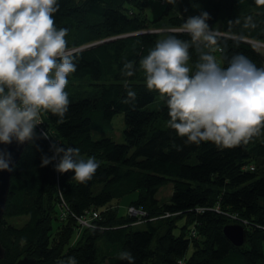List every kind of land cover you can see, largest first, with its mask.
I'll return each instance as SVG.
<instances>
[{
	"label": "trees",
	"instance_id": "1",
	"mask_svg": "<svg viewBox=\"0 0 264 264\" xmlns=\"http://www.w3.org/2000/svg\"><path fill=\"white\" fill-rule=\"evenodd\" d=\"M148 2L58 0L54 25L68 29L65 39L75 53L76 71L65 88L70 106L63 124L41 112L35 132L40 137L45 130L49 138L28 143L13 167L0 221V264L21 258L60 264L68 257L77 264H128L120 259L123 250L135 264H264V135L232 148L185 144L168 128L165 98L146 88L143 72L121 75L126 61L139 68V60L163 38L160 29L178 27L201 12L221 34L218 59L239 53L264 67L255 45H264V2L167 0L154 18ZM248 17L254 28L244 26ZM196 59L192 52L190 67ZM125 80L136 92L131 104L121 103ZM118 113L123 143L94 140L92 129H111ZM53 142L78 147L82 158L95 157L99 168L93 177L71 180L72 172L54 171L55 161L41 167V157L53 154ZM169 183L171 194L156 198ZM128 195L134 197L121 216L117 206ZM128 208L141 213L131 215ZM236 221L246 222L240 247L222 232Z\"/></svg>",
	"mask_w": 264,
	"mask_h": 264
},
{
	"label": "clouds",
	"instance_id": "2",
	"mask_svg": "<svg viewBox=\"0 0 264 264\" xmlns=\"http://www.w3.org/2000/svg\"><path fill=\"white\" fill-rule=\"evenodd\" d=\"M174 3L175 0H170ZM58 0H0V144L9 145L48 139L42 130L41 112L47 111L63 124L70 106L65 91L68 76L76 71L75 53L68 48L67 28L54 25ZM201 12L187 17L178 27L163 28L154 46L138 64L126 61L121 75L144 74L145 86L165 98L169 119L167 126L185 144L211 142L221 148L248 143L264 135V67H257L248 57L214 54L221 35ZM239 23V21H235ZM233 23V21H229ZM245 27H255L248 17ZM186 34L188 40L178 38ZM221 52L222 49H219ZM192 52L197 59L191 67ZM226 64V66H223ZM123 104L136 100V92L124 81ZM50 157H41V167L55 161L54 171L72 172L71 180H90L99 163L95 157L82 158L78 147L51 143ZM11 153L0 150V171H12ZM120 259L135 264L128 250ZM60 264H77L68 257Z\"/></svg>",
	"mask_w": 264,
	"mask_h": 264
},
{
	"label": "water",
	"instance_id": "3",
	"mask_svg": "<svg viewBox=\"0 0 264 264\" xmlns=\"http://www.w3.org/2000/svg\"><path fill=\"white\" fill-rule=\"evenodd\" d=\"M254 43V42H252ZM28 143L16 144L13 142L9 145L0 144V150H5L11 153L12 162L10 167H14L20 158V155L24 147ZM12 171H0V221L4 213L5 204L7 200L10 178ZM224 237L235 247L242 246L246 241V229L238 223H227L222 229ZM4 257V248L0 243V259ZM14 264H37L35 259L21 258L17 260Z\"/></svg>",
	"mask_w": 264,
	"mask_h": 264
},
{
	"label": "rangeland",
	"instance_id": "4",
	"mask_svg": "<svg viewBox=\"0 0 264 264\" xmlns=\"http://www.w3.org/2000/svg\"><path fill=\"white\" fill-rule=\"evenodd\" d=\"M165 1L167 0H149L148 2V7H147V13L150 15L151 18L157 17V15L161 12L163 9V6L165 4ZM256 49L264 55V45L259 44L256 45ZM112 128L111 129H102V130H97V129H92L91 131V136L94 140L102 137H111L114 139L116 142L123 143V128H124V121H123V114L118 113L114 116L112 119ZM171 194V183L167 184L166 186L162 187L158 193L156 194V198H166L167 195ZM159 196V197H158ZM134 195H128L123 197L117 206L118 209V214L121 216H126L127 215V204L130 201L131 198H133ZM163 200V199H162ZM130 211V208H128ZM237 222V221H236ZM233 223V222H232ZM84 224V223H82ZM191 252V249H189L188 254Z\"/></svg>",
	"mask_w": 264,
	"mask_h": 264
},
{
	"label": "built area",
	"instance_id": "5",
	"mask_svg": "<svg viewBox=\"0 0 264 264\" xmlns=\"http://www.w3.org/2000/svg\"><path fill=\"white\" fill-rule=\"evenodd\" d=\"M249 169H253V166H250ZM129 212L131 213V215H135V214L141 213L140 211H137L134 208H130ZM94 216H96V214H94ZM232 219H234V218H232ZM81 222L85 224L86 221L85 220H81Z\"/></svg>",
	"mask_w": 264,
	"mask_h": 264
},
{
	"label": "bare ground",
	"instance_id": "6",
	"mask_svg": "<svg viewBox=\"0 0 264 264\" xmlns=\"http://www.w3.org/2000/svg\"><path fill=\"white\" fill-rule=\"evenodd\" d=\"M255 45H259V44H258V43H255ZM236 223H238V224L242 225L243 227H245V224H246V222H245V221L236 222ZM85 225H86V224H85Z\"/></svg>",
	"mask_w": 264,
	"mask_h": 264
},
{
	"label": "snow or ice",
	"instance_id": "7",
	"mask_svg": "<svg viewBox=\"0 0 264 264\" xmlns=\"http://www.w3.org/2000/svg\"><path fill=\"white\" fill-rule=\"evenodd\" d=\"M261 2H264V0H261Z\"/></svg>",
	"mask_w": 264,
	"mask_h": 264
}]
</instances>
